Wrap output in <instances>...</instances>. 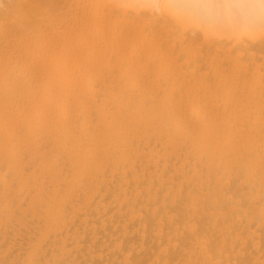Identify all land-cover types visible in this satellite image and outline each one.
Returning <instances> with one entry per match:
<instances>
[{
  "label": "bare ground",
  "instance_id": "obj_1",
  "mask_svg": "<svg viewBox=\"0 0 264 264\" xmlns=\"http://www.w3.org/2000/svg\"><path fill=\"white\" fill-rule=\"evenodd\" d=\"M0 264H264V0H0Z\"/></svg>",
  "mask_w": 264,
  "mask_h": 264
}]
</instances>
